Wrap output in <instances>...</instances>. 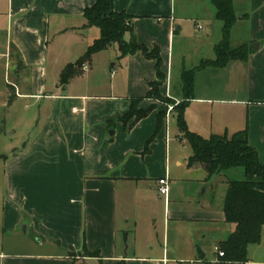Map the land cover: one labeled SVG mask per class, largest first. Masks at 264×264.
Returning a JSON list of instances; mask_svg holds the SVG:
<instances>
[{
	"label": "crops",
	"instance_id": "0c3cea01",
	"mask_svg": "<svg viewBox=\"0 0 264 264\" xmlns=\"http://www.w3.org/2000/svg\"><path fill=\"white\" fill-rule=\"evenodd\" d=\"M96 1L0 0L6 33L2 56L9 59L13 51L20 67L15 70V98L0 106H37L42 115L33 144L14 148L12 157L5 159V181L14 188L10 200L15 205L3 203L0 264L173 263L167 252L154 253L153 243L156 222L165 226L170 220V192L167 202L163 198V215L157 213L162 197L156 182L166 177L170 183L169 123H176V117H164L157 128L162 108L146 97L149 83L156 79L155 61L141 53L121 57L124 83L112 82L117 74L111 73L109 85L92 86L89 95L67 94L69 86L61 88L59 76L71 64L69 59L85 51L75 53L69 45L67 53L60 54L56 42L67 39L87 49L99 37L98 29L85 27L83 18ZM191 1L182 0L176 7L175 0H113L114 12L131 18V31L123 40L134 39L148 50L158 48L164 76L158 95L176 104L183 100L182 73L213 60L214 46L221 40L222 23L215 19L212 0L200 3L203 14L199 0ZM232 8L237 20L230 48L245 45L251 53L245 62L195 73L183 119L189 132L203 138L246 130L248 145L264 164V0H232ZM202 15L215 32L206 37L210 49L200 50L199 37L189 39L180 32ZM80 31L89 35L87 45ZM190 41L194 46L187 44ZM49 71L55 75L51 84ZM134 100L139 110H151L134 126H124L120 119ZM177 140L186 143L180 132ZM189 157L187 171L201 168L187 167ZM219 218L224 222L223 213ZM23 225L25 235L19 230Z\"/></svg>",
	"mask_w": 264,
	"mask_h": 264
},
{
	"label": "rangeland",
	"instance_id": "374dc122",
	"mask_svg": "<svg viewBox=\"0 0 264 264\" xmlns=\"http://www.w3.org/2000/svg\"><path fill=\"white\" fill-rule=\"evenodd\" d=\"M181 1L175 0L176 7ZM201 2L202 0H199V11L200 14H203L205 8L200 4ZM195 25L203 31L198 32ZM214 32V27L210 29L203 16L196 22L189 20L183 26L180 34L189 39L199 37V49L203 50L206 46L210 49V42L206 37L207 35L211 37ZM79 34L83 35L82 44L87 45L89 35L83 31H80ZM5 37L4 19L0 18V105L5 100L9 101L15 98L19 87V77L15 74L18 63L13 51H10L9 59L2 56L5 53ZM66 40L56 42L60 54L67 53L68 49L66 48L69 45L72 47L70 49H76L75 53L80 49L86 51L85 46L74 45ZM191 41L187 44L192 47L194 45ZM83 54L73 55L69 59V63L73 64L74 59L79 60ZM89 64L91 69L84 71L81 69L83 73L80 76L72 78L62 85V89L69 86L67 94L75 92L89 95L92 86L105 89L110 83L111 73L117 74L112 82L116 85L124 83L123 61L116 44L111 45L106 52L95 57L92 56L87 66ZM46 77L48 84L55 80V75L51 71ZM178 104L163 98L154 99V106L162 108V118L167 114L170 117H176ZM41 116L37 106L28 110L24 109L23 105L15 106L12 109L0 106V218L3 203L14 204L10 197L15 194L14 188L11 190L5 181V159L12 157L11 154L16 151L14 148L33 144L38 132V123L42 120ZM178 133L177 124L170 121L168 161L171 180L169 183V206L167 207L170 220L166 221L165 226L163 221L156 222L157 239L153 242L154 253L167 252V258L170 261L173 260V263L168 264H218L216 247L227 239L232 230L230 224L219 220L227 188L226 181L243 180L245 178L244 171L241 168H234L222 173L221 176H214L210 179H207L202 168L187 171L185 159L191 155V151L186 143L183 142V146L179 144ZM208 135L202 134L206 138ZM176 162H180L182 166L177 167ZM158 204L157 213L163 215V198ZM16 208L19 210L17 205ZM197 248L205 255L203 261H198ZM146 249L145 251L149 252V248ZM247 253L252 264H264V232H262L260 244L248 247ZM128 255H131V252H128Z\"/></svg>",
	"mask_w": 264,
	"mask_h": 264
},
{
	"label": "trees",
	"instance_id": "16d2710c",
	"mask_svg": "<svg viewBox=\"0 0 264 264\" xmlns=\"http://www.w3.org/2000/svg\"><path fill=\"white\" fill-rule=\"evenodd\" d=\"M215 9V19L222 23L220 42L214 46V59L201 61L189 71L182 73L183 100L176 107V124L182 138L186 141L192 155L187 160V167L199 165L206 173L207 179L221 176L222 173L241 168L244 179L241 181H226V193L222 206L224 222L234 227L226 240L216 247L218 264H247V249L258 245L264 228V164L258 161L256 151L248 145L246 130L237 132L230 137L226 134L210 135L203 138L188 131L183 119L184 111L192 99L194 74L207 68L222 69L230 62H245L251 53L249 46L230 48L229 38L231 28L237 18L232 8V0H212ZM85 27L98 29L99 37L86 49L83 56L73 64L65 67L59 76L61 85L82 74V66L88 64L93 55L116 44L121 57L133 56L141 53L145 59L155 61L156 79L149 83L147 98L158 99V89L164 82L161 73V57L157 47L150 50L134 39L123 40L125 33L131 31V18L125 13H116L113 0H97L83 12ZM20 67L18 66L17 69ZM11 100V99H10ZM9 100V101H10ZM138 100H134L129 111L120 121L127 126H134L147 116L148 110H139ZM162 121V114L158 115L157 128ZM218 252L223 256L218 257ZM91 255H97L92 253Z\"/></svg>",
	"mask_w": 264,
	"mask_h": 264
},
{
	"label": "built area",
	"instance_id": "2783aa9c",
	"mask_svg": "<svg viewBox=\"0 0 264 264\" xmlns=\"http://www.w3.org/2000/svg\"><path fill=\"white\" fill-rule=\"evenodd\" d=\"M199 31H201L202 29L200 27L197 28ZM88 68L87 64L82 66L83 70H86ZM169 115L167 114L166 116V121L168 120ZM156 191L157 194L164 198L165 202L168 201V195H169V180L168 178H161L159 180H157L156 182ZM223 254L222 252H218V257H222Z\"/></svg>",
	"mask_w": 264,
	"mask_h": 264
},
{
	"label": "water",
	"instance_id": "95a60500",
	"mask_svg": "<svg viewBox=\"0 0 264 264\" xmlns=\"http://www.w3.org/2000/svg\"><path fill=\"white\" fill-rule=\"evenodd\" d=\"M63 89H64V88H63ZM19 230L21 231V233H22L23 235H25V234H26L27 227H26L25 225H23V226H21V227L19 228ZM197 256H198V259H199L200 261L204 260V258H205V255L199 250V248H197Z\"/></svg>",
	"mask_w": 264,
	"mask_h": 264
}]
</instances>
